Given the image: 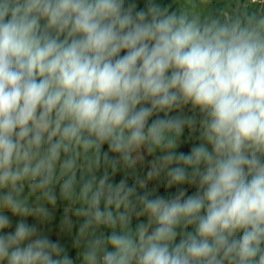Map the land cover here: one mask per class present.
<instances>
[{
  "label": "clouds",
  "instance_id": "obj_1",
  "mask_svg": "<svg viewBox=\"0 0 264 264\" xmlns=\"http://www.w3.org/2000/svg\"><path fill=\"white\" fill-rule=\"evenodd\" d=\"M186 4L0 0V264H264V0Z\"/></svg>",
  "mask_w": 264,
  "mask_h": 264
},
{
  "label": "rangeland",
  "instance_id": "obj_2",
  "mask_svg": "<svg viewBox=\"0 0 264 264\" xmlns=\"http://www.w3.org/2000/svg\"><path fill=\"white\" fill-rule=\"evenodd\" d=\"M128 3H135L137 6V10L144 9L149 3H152L156 6H159L163 10H167L170 14L175 12L177 15L181 14L186 8V0H126ZM124 53H121L123 55ZM184 115V116H195L197 119H199V113L193 112L190 107L185 108L182 113L173 112L171 115ZM163 116V113L160 114ZM155 118V117H153ZM200 143L199 141V131L190 132L189 129L185 128L184 133L179 141V146H196ZM104 151H107V145L104 146ZM153 159V154L150 156L147 153H145V159L146 162H143L141 165H137L134 170H121L117 172V174L113 177V182L118 183L121 179H127V183L129 185L133 184L135 181V177L139 176L143 178L149 167H150V161ZM102 174V170H101ZM178 187H183L186 189V197L188 195H194L197 191V187L195 185H182V186H173L171 188H168L166 186V180L164 175L160 177L159 180H152L148 183V189L152 190L155 189V195L164 196L165 198H170L173 196ZM59 189L57 188V192ZM64 203L60 200H58L57 205L54 209H52L53 218L45 223L40 225V228L44 231L46 235L49 236L50 239H52L54 242L59 241L63 247H65L66 251L68 252L69 256L73 258L74 264H80L79 260L77 259V250L73 247V239L75 236L76 227H78V222L76 221L75 217H72L74 222V228L73 232L71 234L67 233L66 231L62 230L61 228V221L64 216ZM10 215V214H9ZM13 225H15L17 218L12 217ZM28 222L30 224L35 223V221L31 218H29ZM140 222H147L146 217H141L139 220L136 218H133L132 226L133 228L137 223ZM107 231V230H105ZM188 231H192V228L190 227ZM179 240V237L177 238V242Z\"/></svg>",
  "mask_w": 264,
  "mask_h": 264
},
{
  "label": "crops",
  "instance_id": "obj_3",
  "mask_svg": "<svg viewBox=\"0 0 264 264\" xmlns=\"http://www.w3.org/2000/svg\"><path fill=\"white\" fill-rule=\"evenodd\" d=\"M193 146H179L177 148V152H184L185 154H188ZM160 155L159 151L153 154V159L158 157ZM151 156V155H150ZM147 160H144L143 162H146ZM142 162V163H143ZM142 163H138L137 165H141Z\"/></svg>",
  "mask_w": 264,
  "mask_h": 264
}]
</instances>
